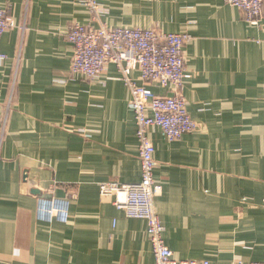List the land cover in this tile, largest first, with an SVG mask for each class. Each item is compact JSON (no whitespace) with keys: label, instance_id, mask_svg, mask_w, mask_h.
Here are the masks:
<instances>
[{"label":"crops","instance_id":"0c3cea01","mask_svg":"<svg viewBox=\"0 0 264 264\" xmlns=\"http://www.w3.org/2000/svg\"><path fill=\"white\" fill-rule=\"evenodd\" d=\"M97 1L98 19L79 0H0L16 23L0 42V264H156L147 222L100 196L141 180L137 124L116 65L70 74L75 23L191 35L182 94L198 129H149L164 240L179 261L264 262V18L225 0ZM41 200L67 201L68 220H41Z\"/></svg>","mask_w":264,"mask_h":264},{"label":"built area","instance_id":"2783aa9c","mask_svg":"<svg viewBox=\"0 0 264 264\" xmlns=\"http://www.w3.org/2000/svg\"><path fill=\"white\" fill-rule=\"evenodd\" d=\"M225 1L242 10L245 21L250 25L259 26L264 18V0ZM79 2L91 11L95 19L105 14V9L97 0ZM15 27L16 23L7 10L0 8V42ZM20 29L24 33L26 23ZM68 40L73 47L71 75L80 74L94 80L99 78L108 64H114L131 94L130 108L137 124L141 180L134 184L102 183L99 187L101 198L124 211L128 218L147 222L156 264H214L207 260H176L165 243V226L155 206L162 189L154 177L156 150L149 137V129L159 128L169 142H178L198 129V124L187 111V102L182 94L185 80L190 77L184 48L191 43V35L105 25L96 29L75 23L69 30ZM6 59V55H0V62ZM135 72L140 73V80L144 84L158 83L163 88H171L172 96L161 97L144 84L139 85L132 76ZM68 210L67 201L41 200L38 217L47 222H66Z\"/></svg>","mask_w":264,"mask_h":264}]
</instances>
